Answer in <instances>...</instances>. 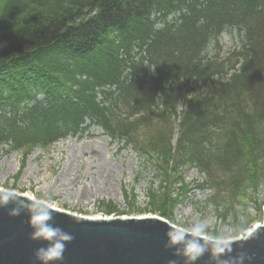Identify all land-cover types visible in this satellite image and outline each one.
Wrapping results in <instances>:
<instances>
[{
  "label": "trees",
  "instance_id": "obj_1",
  "mask_svg": "<svg viewBox=\"0 0 264 264\" xmlns=\"http://www.w3.org/2000/svg\"><path fill=\"white\" fill-rule=\"evenodd\" d=\"M184 5L189 14L179 24L152 31V9ZM225 30L236 31L239 46L209 58ZM133 41L148 43L157 75L117 83V95L106 93L109 104L100 106L95 88L118 82V49ZM181 79L203 91L187 98ZM38 92L43 101L18 114ZM180 100L172 147L169 119ZM0 108V144L12 150L49 147L96 125L174 173L186 165L204 171L199 186L226 187L233 201L245 183L256 188L264 179V0H0ZM170 196L164 190L153 205L172 208L178 200Z\"/></svg>",
  "mask_w": 264,
  "mask_h": 264
},
{
  "label": "rangeland",
  "instance_id": "obj_2",
  "mask_svg": "<svg viewBox=\"0 0 264 264\" xmlns=\"http://www.w3.org/2000/svg\"><path fill=\"white\" fill-rule=\"evenodd\" d=\"M237 41L236 35L223 32L218 48L211 44L207 51L209 55L217 52L223 58ZM182 108L179 105L178 110ZM170 121L176 124L171 142L174 145L178 119L171 117ZM6 149L7 146L0 145V189L28 195L77 215H158L161 210L152 201L161 203L165 190L171 198L177 193L182 199L173 213L164 217L174 219V225L189 231L200 227L203 229L201 234L210 238L236 237L263 219L264 181L256 188L247 184L244 193L240 192L233 201L226 187L193 189L184 195L185 185L181 184L177 192L174 179L180 176L188 187H194L196 181L206 179L205 172L184 166L174 173L162 160L139 154L121 140H111L97 126L82 135L61 139L51 147L31 149L24 155ZM160 167L168 172L166 177ZM155 194L162 195L157 198ZM214 195L217 197L215 202L212 201ZM108 202L113 208L109 212ZM212 229L217 230V236L207 231Z\"/></svg>",
  "mask_w": 264,
  "mask_h": 264
},
{
  "label": "water",
  "instance_id": "obj_3",
  "mask_svg": "<svg viewBox=\"0 0 264 264\" xmlns=\"http://www.w3.org/2000/svg\"><path fill=\"white\" fill-rule=\"evenodd\" d=\"M18 196L0 205V264H38L36 250L46 245L30 238L29 219L30 213L43 211L46 204ZM50 209L49 223L73 237L63 256L51 264H264V222L248 236L230 241L221 252L216 241L156 217L90 219ZM14 211L18 214L12 215ZM178 232L185 233L184 238L172 245L171 238ZM197 239L205 252L189 261L184 251Z\"/></svg>",
  "mask_w": 264,
  "mask_h": 264
},
{
  "label": "clouds",
  "instance_id": "obj_4",
  "mask_svg": "<svg viewBox=\"0 0 264 264\" xmlns=\"http://www.w3.org/2000/svg\"><path fill=\"white\" fill-rule=\"evenodd\" d=\"M20 198L17 193L9 190L0 191V205L7 203L9 200H18ZM21 203L26 202V200H19ZM29 203H34L35 201H27ZM43 211L39 213H30L29 224L32 229L30 238L33 240H40L45 243V247L36 250V257L38 259V264H51L52 261L59 260L64 253L65 245L70 242L73 237L72 235L63 232L57 227H53L49 221L52 219V211L50 206L43 205ZM18 212L14 211L12 215H17ZM203 229L200 227L194 228L192 234L199 237ZM185 233L178 232L171 238L172 245L181 241L184 238ZM217 245L220 246V251L223 252L225 247L229 245L230 241L227 240H217ZM205 249L201 247L200 241L197 239L192 244L187 246L184 251L186 258L189 261L197 260L203 253Z\"/></svg>",
  "mask_w": 264,
  "mask_h": 264
},
{
  "label": "bare ground",
  "instance_id": "obj_5",
  "mask_svg": "<svg viewBox=\"0 0 264 264\" xmlns=\"http://www.w3.org/2000/svg\"><path fill=\"white\" fill-rule=\"evenodd\" d=\"M263 211H264V209H263ZM247 233H248V231H247Z\"/></svg>",
  "mask_w": 264,
  "mask_h": 264
}]
</instances>
